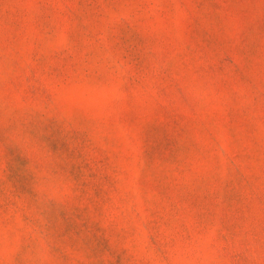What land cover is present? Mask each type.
I'll list each match as a JSON object with an SVG mask.
<instances>
[{
  "label": "rangeland",
  "instance_id": "obj_1",
  "mask_svg": "<svg viewBox=\"0 0 264 264\" xmlns=\"http://www.w3.org/2000/svg\"><path fill=\"white\" fill-rule=\"evenodd\" d=\"M0 264H264V0H0Z\"/></svg>",
  "mask_w": 264,
  "mask_h": 264
}]
</instances>
